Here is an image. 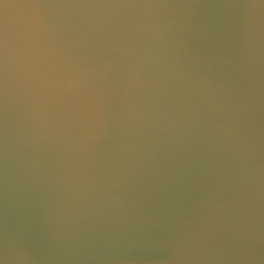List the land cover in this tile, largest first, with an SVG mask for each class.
Masks as SVG:
<instances>
[{
    "label": "clouds",
    "instance_id": "9594fccd",
    "mask_svg": "<svg viewBox=\"0 0 264 264\" xmlns=\"http://www.w3.org/2000/svg\"><path fill=\"white\" fill-rule=\"evenodd\" d=\"M0 264H264V0H0Z\"/></svg>",
    "mask_w": 264,
    "mask_h": 264
}]
</instances>
